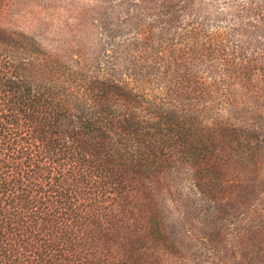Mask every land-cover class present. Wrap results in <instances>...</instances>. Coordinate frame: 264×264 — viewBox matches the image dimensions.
<instances>
[{"label": "trees", "instance_id": "1", "mask_svg": "<svg viewBox=\"0 0 264 264\" xmlns=\"http://www.w3.org/2000/svg\"><path fill=\"white\" fill-rule=\"evenodd\" d=\"M23 1L0 0V264H191L161 214L179 168L204 201L197 220L180 216L207 233L203 262L264 264L244 241L264 232V177L242 165L264 157V0H229L224 38L193 41L194 27L104 76L22 29ZM175 1L158 10L193 0Z\"/></svg>", "mask_w": 264, "mask_h": 264}, {"label": "rangeland", "instance_id": "2", "mask_svg": "<svg viewBox=\"0 0 264 264\" xmlns=\"http://www.w3.org/2000/svg\"><path fill=\"white\" fill-rule=\"evenodd\" d=\"M164 1L166 0H24L14 6L12 11L22 14V29L25 28L28 33L36 36L43 47L65 49L70 57L67 58L70 64L75 68L79 65L86 67L89 69L86 75L89 76H104L106 73L116 72V59L122 62L128 50L133 51L135 56L140 55L147 46L172 50L183 39L185 42L189 41L190 37L186 32L194 27L196 34H193V41L196 37L203 39L206 34L217 33L220 38L227 34L225 15L229 0H193L191 3L184 1L181 4L184 10L178 7L170 12L158 10V4H164ZM151 3L157 10L150 8ZM262 49L263 47L251 46L248 54L257 55ZM150 51L149 48L146 62L159 60ZM260 59L264 64V57ZM147 75L151 92H159L163 85L161 77L159 79L151 71ZM231 114L229 109L222 112L225 116ZM238 119V115H235L233 121ZM242 165L246 169L247 177H264V157L261 153L246 157ZM174 175V189L177 193L171 198L168 197L167 207L160 204L161 214L166 218L167 232L164 233L182 244H179L180 247L185 249L180 251L188 254L191 264H206L203 262L204 258L212 256L204 245L207 233L198 231L196 226L194 230L193 225L188 231L182 230L180 221V216L185 220L188 218V222H191V217L197 220L204 201L197 188L193 190L190 187L186 169L179 168ZM172 198H176L175 203L171 202ZM251 235L257 237L244 241H249L250 244L260 243L264 247V232L256 230ZM244 246L248 248L250 245ZM237 253L240 256V252Z\"/></svg>", "mask_w": 264, "mask_h": 264}]
</instances>
